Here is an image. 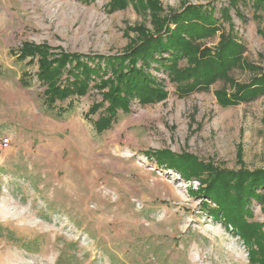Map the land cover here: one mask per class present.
Wrapping results in <instances>:
<instances>
[{
    "label": "rangeland",
    "instance_id": "1",
    "mask_svg": "<svg viewBox=\"0 0 264 264\" xmlns=\"http://www.w3.org/2000/svg\"><path fill=\"white\" fill-rule=\"evenodd\" d=\"M189 7L215 21L195 48L236 43L225 69L203 81L199 53L171 71L124 58ZM26 44L79 56L86 94L47 108ZM132 68L154 101L123 93ZM263 72L259 0H0V264H263L264 193L243 223L199 194L213 170H264Z\"/></svg>",
    "mask_w": 264,
    "mask_h": 264
},
{
    "label": "trees",
    "instance_id": "2",
    "mask_svg": "<svg viewBox=\"0 0 264 264\" xmlns=\"http://www.w3.org/2000/svg\"><path fill=\"white\" fill-rule=\"evenodd\" d=\"M259 3L264 4V0H259ZM172 22L175 26L173 31L169 27L164 29L165 26H162L155 33L149 34L148 32H144L143 41L125 53L123 55L124 58L131 60L133 63H136L138 60H141L144 64L148 61L156 62L162 68L171 71V68H168L165 63L170 62L169 64L174 65L180 57H195L199 53L197 62L198 71L193 76H201L202 72L206 71L203 74V81L209 77H213L218 70L217 68H220V70L225 69L226 64L236 60L238 52L236 43L230 40L229 36H223L224 38L221 40L219 46L213 50L199 51L198 48H195L191 44L190 40L192 38L215 33L214 18L207 11H201L197 7H189L182 13L174 15ZM22 54L23 56H39L40 58L37 76L40 85L46 88L44 103L47 108L54 107L57 102L64 103L73 97L79 98L86 94L87 85L90 81V70L86 64L79 62V56L63 55L60 59L49 62L46 60L47 51L41 46L31 44H26L22 48ZM165 54L168 56L167 58H164ZM98 59L102 60L103 58L98 57ZM67 64L70 65L67 74L72 79V82L69 84L64 83L63 85L59 82V78ZM207 71L214 72L207 73ZM138 72L134 68L128 71L125 79L122 81V90L126 95L135 96L140 102L147 104L156 99L154 96L157 93L147 88L144 77L141 81L142 74ZM258 83L259 86L257 88L259 90L257 91L259 94L264 93V72ZM119 94L109 93V98L115 108L119 107L122 109L123 104L126 103L123 99H120L122 97ZM228 100L226 104H235L236 102L234 98L233 100ZM68 104L71 106V102ZM54 111L64 114L67 112V109L56 107ZM203 186V188H200L199 194L217 206L218 211H220L224 218L231 217L235 222L240 223L243 220L241 216L246 215L248 212L246 201L249 203L250 200H260L262 193H264V170L251 173L241 171L236 173V175L213 170L207 177V180L204 181Z\"/></svg>",
    "mask_w": 264,
    "mask_h": 264
},
{
    "label": "built area",
    "instance_id": "3",
    "mask_svg": "<svg viewBox=\"0 0 264 264\" xmlns=\"http://www.w3.org/2000/svg\"><path fill=\"white\" fill-rule=\"evenodd\" d=\"M7 146H8V141L5 139V140L2 141L1 147L7 148Z\"/></svg>",
    "mask_w": 264,
    "mask_h": 264
}]
</instances>
